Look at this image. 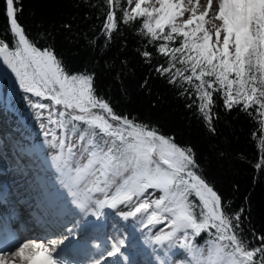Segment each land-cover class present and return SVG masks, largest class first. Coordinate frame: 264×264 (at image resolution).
I'll return each mask as SVG.
<instances>
[{
    "label": "snow or ice",
    "instance_id": "snow-or-ice-1",
    "mask_svg": "<svg viewBox=\"0 0 264 264\" xmlns=\"http://www.w3.org/2000/svg\"><path fill=\"white\" fill-rule=\"evenodd\" d=\"M105 2L102 32L111 40L121 0ZM18 3L4 0L7 30L0 36V71L14 77L44 135L51 137L60 183L70 196L65 215L71 226L14 246L0 242V264H68L63 246L81 222L99 219L105 208H120L117 215L149 231L160 226L151 238L164 254L158 264H264V234L253 229L247 235L244 210L228 211L193 149L156 126L118 114L98 94L94 73L69 68L52 44L41 47L30 38L18 20ZM126 5L119 23L140 21L135 33L145 38V49L153 46L167 58L155 72L169 84L193 89L196 100L188 106L199 101L209 131L215 132V93L227 111L239 107L259 118L256 167H264V0H126ZM137 51L151 62V51ZM125 246L123 236H113L92 264H108L107 258H114L112 264L127 261ZM174 249L175 260L169 258Z\"/></svg>",
    "mask_w": 264,
    "mask_h": 264
},
{
    "label": "trees",
    "instance_id": "trees-1",
    "mask_svg": "<svg viewBox=\"0 0 264 264\" xmlns=\"http://www.w3.org/2000/svg\"><path fill=\"white\" fill-rule=\"evenodd\" d=\"M124 7L126 0H121L116 8L118 30L109 40L102 32L108 11L105 0H19L17 4L18 20L38 46L52 44L69 68L94 73L98 94L118 114L156 126L162 134L174 136L179 145L190 146L228 211L244 210L242 227L247 235L253 229L264 234V167H256L261 158L259 118L239 107L227 111L215 93V132L209 131L198 111L199 101L188 106L196 100L193 89L187 84H169L155 72V66L167 58L159 56L153 46L145 49V38L135 33L140 21L128 26L119 23ZM3 10L4 0H0V36L7 30ZM5 38L11 44L13 37ZM138 48L153 53L150 63ZM197 243L203 244V238H197Z\"/></svg>",
    "mask_w": 264,
    "mask_h": 264
},
{
    "label": "bare ground",
    "instance_id": "bare-ground-1",
    "mask_svg": "<svg viewBox=\"0 0 264 264\" xmlns=\"http://www.w3.org/2000/svg\"><path fill=\"white\" fill-rule=\"evenodd\" d=\"M5 77L9 79H7L8 82L5 81L9 92L6 95L11 99V94L15 91L8 86V83L14 84L9 77ZM1 80L3 77L0 74ZM10 118L15 125L13 131H21L23 135L15 133L14 138L10 140H5V137L0 135V148L9 155V160L7 158L6 160L0 151V175L6 176V178L2 177L0 194L4 201L10 195L18 197L19 208L16 207L13 214L14 220L17 217L20 218L17 222L8 223L5 226L18 242L25 235L27 238H41L43 231L48 228H53L51 230L56 232L64 224L71 226L69 218L65 215L70 196L67 189L60 183V173L55 159L56 150L48 143L51 137L45 136L44 129L39 123H34L31 118L14 106L0 113V133L5 131L4 121L9 122ZM10 172L12 175L8 177ZM14 208L15 205L12 209ZM10 210L6 208L5 211L9 216ZM103 211L104 214L99 219L88 217L87 220L81 222L75 230V236L66 242L62 250L69 245L78 260H82L84 264H92L94 259L100 258L105 253L110 238L121 235L126 240L123 251L128 258L127 261L121 258V264H158L164 254L160 251L159 245L151 242V238L160 226L149 231L131 218L126 220L117 215L120 208L115 210L105 208ZM86 232L91 234L87 235ZM53 233H45V236L52 237ZM169 258L178 259V250L174 249L170 252ZM107 260L108 264H112L114 258H107Z\"/></svg>",
    "mask_w": 264,
    "mask_h": 264
},
{
    "label": "rangeland",
    "instance_id": "rangeland-1",
    "mask_svg": "<svg viewBox=\"0 0 264 264\" xmlns=\"http://www.w3.org/2000/svg\"><path fill=\"white\" fill-rule=\"evenodd\" d=\"M202 3H206V0H202ZM0 74H1V77H3V80L0 81L1 82L0 83V109L3 110L4 112H6L8 108H10V107L13 108V106H14L17 109H19L20 112L25 113L29 118H31L34 121V123L40 124V121L35 117L36 110L31 108L30 105L25 101L24 97L26 94L23 93L22 90L17 88L18 85L16 84L15 80L13 78H11V76H9V75L8 76H9V78H11L13 80L12 82L14 85H11L10 83H8L9 84L8 86L11 87L12 89L16 88L15 89L16 92L13 93L15 95L11 99L9 97H7L6 94L8 92V87L6 86L5 81L8 82L9 79L5 77V76H7V74L4 73V71H0ZM11 103H13V104H11ZM4 108H7V109L5 110ZM1 110H0V113H3V111H1ZM0 180L3 181V179L1 177H0ZM12 207H11V209H12ZM45 235H46L45 233L42 234L43 237H45ZM43 237H41V238H43ZM48 237L49 236L47 235L45 238H48ZM24 238H27V235L23 236L19 240L21 241Z\"/></svg>",
    "mask_w": 264,
    "mask_h": 264
}]
</instances>
